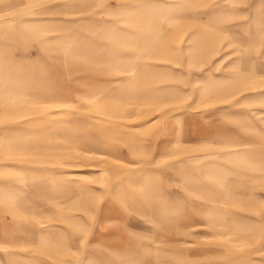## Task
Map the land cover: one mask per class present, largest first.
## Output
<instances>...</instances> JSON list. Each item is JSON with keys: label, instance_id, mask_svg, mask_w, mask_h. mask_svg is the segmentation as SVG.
Listing matches in <instances>:
<instances>
[{"label": "rangeland", "instance_id": "374dc122", "mask_svg": "<svg viewBox=\"0 0 264 264\" xmlns=\"http://www.w3.org/2000/svg\"><path fill=\"white\" fill-rule=\"evenodd\" d=\"M0 264H264V0H0Z\"/></svg>", "mask_w": 264, "mask_h": 264}]
</instances>
